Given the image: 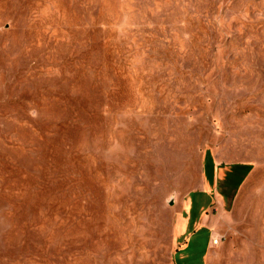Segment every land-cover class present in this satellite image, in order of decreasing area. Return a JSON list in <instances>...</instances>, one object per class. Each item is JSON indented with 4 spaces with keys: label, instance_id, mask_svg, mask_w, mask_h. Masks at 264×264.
Returning <instances> with one entry per match:
<instances>
[{
    "label": "rangeland",
    "instance_id": "obj_1",
    "mask_svg": "<svg viewBox=\"0 0 264 264\" xmlns=\"http://www.w3.org/2000/svg\"><path fill=\"white\" fill-rule=\"evenodd\" d=\"M210 226L264 245V0H0V264H168Z\"/></svg>",
    "mask_w": 264,
    "mask_h": 264
},
{
    "label": "crops",
    "instance_id": "obj_2",
    "mask_svg": "<svg viewBox=\"0 0 264 264\" xmlns=\"http://www.w3.org/2000/svg\"><path fill=\"white\" fill-rule=\"evenodd\" d=\"M238 222L243 224L246 220ZM211 228V238L203 247L197 242V231L193 233L184 230L183 245L176 251L168 264H264V245H258L257 250H254V247L241 242L240 235L245 233L239 231L227 232V239L214 245L213 240L217 236H215L213 227ZM234 239H237L238 242H235Z\"/></svg>",
    "mask_w": 264,
    "mask_h": 264
},
{
    "label": "trees",
    "instance_id": "obj_3",
    "mask_svg": "<svg viewBox=\"0 0 264 264\" xmlns=\"http://www.w3.org/2000/svg\"><path fill=\"white\" fill-rule=\"evenodd\" d=\"M209 162H211L212 163V160H211V156H209ZM239 170H242V171H244V176H243V178H245V176L250 172V170H251V166H238L237 167Z\"/></svg>",
    "mask_w": 264,
    "mask_h": 264
},
{
    "label": "built area",
    "instance_id": "obj_4",
    "mask_svg": "<svg viewBox=\"0 0 264 264\" xmlns=\"http://www.w3.org/2000/svg\"><path fill=\"white\" fill-rule=\"evenodd\" d=\"M219 242H220V239L218 237L214 238V240H213L214 245L219 244Z\"/></svg>",
    "mask_w": 264,
    "mask_h": 264
}]
</instances>
